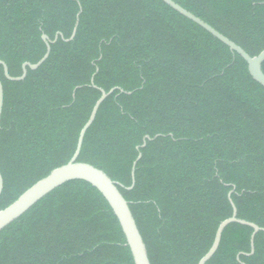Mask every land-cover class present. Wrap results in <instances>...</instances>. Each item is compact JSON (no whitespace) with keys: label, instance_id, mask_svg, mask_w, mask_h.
<instances>
[{"label":"trees","instance_id":"obj_1","mask_svg":"<svg viewBox=\"0 0 264 264\" xmlns=\"http://www.w3.org/2000/svg\"><path fill=\"white\" fill-rule=\"evenodd\" d=\"M174 1L249 55L264 50V0ZM44 34L59 38L24 80L0 65V211L70 162L101 89H115L78 161L119 184L151 264H198L233 204L264 228V86L240 54L163 0H0V61L12 77L44 57ZM253 232L230 224L206 264H264V231L252 254ZM0 264L135 261L105 197L74 180L0 232Z\"/></svg>","mask_w":264,"mask_h":264},{"label":"water","instance_id":"obj_2","mask_svg":"<svg viewBox=\"0 0 264 264\" xmlns=\"http://www.w3.org/2000/svg\"><path fill=\"white\" fill-rule=\"evenodd\" d=\"M163 1L166 2L168 5H170L172 8H174L176 11L184 15L185 17L189 18L190 20L194 21L195 23L206 29L208 32H210L220 41L228 45L232 51H236L238 54H240L247 61L249 65V71L252 77L258 83L264 86V71H263L264 50L257 56H251L241 46L236 44L234 41L230 40L225 35L221 34L210 24H208L207 22H205L195 14L191 13L190 11L182 7L180 4L176 3L174 0H163ZM78 25H79V18L74 27L72 36L68 39V41H71L75 38ZM42 38L47 45L46 54L38 63L32 64L26 62L23 65V74L21 76L12 77L9 73V68L6 65V63L4 61H0V65H2L4 68L5 76L9 80L11 81L24 80L27 77L28 68L31 70H37L49 58L51 53V45L57 42L59 38V34L55 37L54 40H51L45 34L42 36ZM91 82L94 85V77L92 78ZM114 91L115 89H112L109 92L101 89L102 95L100 99L96 102L89 120L87 121V123L84 125V127L80 132L77 148L70 162L52 170L48 176L39 180L37 183H35L33 186L27 189L15 202H13L7 208L0 211V232L8 225L19 219L21 216H23L36 203H38L41 199H43L45 196H47L55 189L61 187L62 185L70 181L82 180L90 183L96 189H98L112 207L115 215L117 216L122 226V229L127 239V244L132 251L135 264H151L146 243L139 230L136 219L130 208V204L118 187L119 184L114 180H112L103 170L96 168L91 164L78 161L83 147L85 135L88 129L95 121L97 113L102 103ZM3 107H4V86L2 81L0 80V123L3 113ZM147 139L151 140L150 137H146L142 147L146 146ZM141 157L142 155H139L137 161H135L133 166V170H132L133 185L131 188H133L135 185V168L137 162L141 159ZM3 190H4V179L0 170V196L3 193ZM233 210H234L233 215L219 225L215 234L213 245L211 246L210 250L206 253V255L199 261L198 264H206L216 254V252L220 247L223 232L232 223H239L242 225L250 226L254 229L251 239V252L252 254L255 252V245H254L255 236L259 231H264V228L259 227L255 223L238 218L237 208L235 207L234 204H233Z\"/></svg>","mask_w":264,"mask_h":264}]
</instances>
